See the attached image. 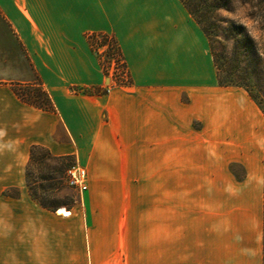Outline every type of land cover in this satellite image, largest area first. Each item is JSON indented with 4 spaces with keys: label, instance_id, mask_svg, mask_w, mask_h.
Segmentation results:
<instances>
[{
    "label": "crops",
    "instance_id": "1",
    "mask_svg": "<svg viewBox=\"0 0 264 264\" xmlns=\"http://www.w3.org/2000/svg\"><path fill=\"white\" fill-rule=\"evenodd\" d=\"M0 12L25 53L0 61V264H144L149 183L157 264L263 263L264 114L218 84L181 0H0ZM90 32L115 37L128 86L111 87ZM35 80L52 110L15 92ZM32 145L86 169L76 205L32 198Z\"/></svg>",
    "mask_w": 264,
    "mask_h": 264
},
{
    "label": "rangeland",
    "instance_id": "2",
    "mask_svg": "<svg viewBox=\"0 0 264 264\" xmlns=\"http://www.w3.org/2000/svg\"><path fill=\"white\" fill-rule=\"evenodd\" d=\"M214 28L211 31L209 44L210 49L218 55H221L224 59V63L227 65H235L237 62L233 60L236 55V49L234 47L232 31L230 30V23L234 24L235 27L243 28V33L252 37L257 47L259 48L262 56L264 57V35L260 29L258 19L249 17L246 10L243 7L237 6L233 11L219 9L215 11L214 17L212 18ZM12 30L9 24L4 20L2 13L0 12V61H5L7 58H23L25 53L17 40L14 38ZM111 35V34H110ZM112 39L118 46V43L113 35ZM90 43V42H89ZM95 45V43H94ZM91 46V44H90ZM96 46V45H95ZM94 46V47H95ZM91 46V49L99 62V57L109 59L108 55L102 56L96 53V49ZM97 47V46H96ZM119 47V46H118ZM249 61H242L241 63H247ZM0 75H5V72L0 71ZM259 78L254 79L255 88L252 90L253 94L256 93V88H260L261 92L264 91V73L260 72ZM108 80L110 78L107 76ZM257 79V80H256ZM39 80L32 81L30 83H14V90H21L23 93L28 91H38V86L29 87V84H36ZM240 87V86H239ZM246 90L245 87H242ZM29 89V90H28ZM247 91V90H246ZM249 94V93H248ZM252 98V97H251ZM42 100V98H39ZM256 104V99H253ZM258 105V104H257ZM259 107V106H258ZM260 108V107H259ZM263 113V112H262ZM45 148V147H44ZM47 149V148H46ZM48 150V149H47ZM49 151V150H48ZM50 153V151H49ZM39 154V152H38ZM51 154V153H50ZM52 155V154H51ZM54 156V155H52ZM68 161H61L54 158H45L44 164H34L31 167L30 173L31 186L39 195L47 196V201L55 205L58 210L59 207L71 208L76 205L79 194L73 188L69 187L65 182V171L72 164L76 163L72 155ZM61 157V156H55ZM27 165V164H26ZM26 166L24 167V177L26 183ZM40 176L53 177L48 180H42ZM33 177H38L33 178ZM35 179L37 183L32 181ZM147 184H144L146 189ZM154 189L153 194H150L149 203L144 207V264H157L156 257V188L151 183L148 184V188ZM6 196H18V190L14 187H8L5 190ZM63 210V209H61Z\"/></svg>",
    "mask_w": 264,
    "mask_h": 264
},
{
    "label": "trees",
    "instance_id": "3",
    "mask_svg": "<svg viewBox=\"0 0 264 264\" xmlns=\"http://www.w3.org/2000/svg\"><path fill=\"white\" fill-rule=\"evenodd\" d=\"M182 4L188 10L190 15L199 24L200 28L210 38V34L214 25L212 18L215 11L224 9L233 11L237 6L243 7L249 17L258 19L260 29L264 35V0H181ZM230 30L232 31L234 47L236 49V55L233 60L237 63L233 66L224 63V59L221 55L215 54L211 49L214 65L216 67L217 82L221 86H240L245 87L252 99H256L258 106L264 114V91L261 92L260 88H256V93L253 94L255 88L254 79L259 78L260 72L264 73V57L262 56L259 48L252 37L243 33V28L235 27L230 23ZM90 42V39L88 38ZM91 44V43H90ZM210 45V44H209ZM119 48V47H118ZM120 50V49H119ZM242 61H249L242 64ZM256 79V80H257ZM38 86V91H28L23 93L21 90H16L18 96L25 102L32 106L41 108L43 110H52L53 105L47 92L43 89L41 83L38 81L36 84L31 83L29 87ZM42 98L40 100L39 98ZM39 152V154H38ZM45 158H54L61 161H68L70 156L55 157L52 156L49 151L40 145H32L29 151V159L26 165V186L30 192V195L36 200L42 207L49 210H55L57 207L51 202L47 201V196L39 195L31 186V173L30 169L34 164H44ZM38 178V177H33ZM42 180H48L53 177L40 176ZM37 183L35 179L32 181ZM59 209L65 210L63 207ZM262 264H264V191H263V229H262Z\"/></svg>",
    "mask_w": 264,
    "mask_h": 264
},
{
    "label": "built area",
    "instance_id": "4",
    "mask_svg": "<svg viewBox=\"0 0 264 264\" xmlns=\"http://www.w3.org/2000/svg\"><path fill=\"white\" fill-rule=\"evenodd\" d=\"M86 37L90 39L91 46L96 49V53L100 55H108L109 59L99 57V63L103 73L112 81L111 87H126L130 84V77L124 58L112 39L109 33H95L90 32L86 34ZM95 43V45H94ZM110 88L106 87L105 91H109ZM87 171L86 169L74 163L69 166L65 171V182L77 192H83L87 189Z\"/></svg>",
    "mask_w": 264,
    "mask_h": 264
}]
</instances>
